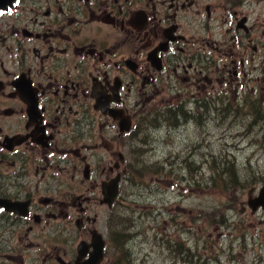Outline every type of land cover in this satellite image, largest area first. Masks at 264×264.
I'll return each instance as SVG.
<instances>
[{"label": "flooded vegetation", "instance_id": "1", "mask_svg": "<svg viewBox=\"0 0 264 264\" xmlns=\"http://www.w3.org/2000/svg\"><path fill=\"white\" fill-rule=\"evenodd\" d=\"M8 2L0 264L86 263L97 241L105 261L103 210L122 203L136 145L151 144L150 110H208L200 124L220 104L264 110V0ZM251 242L264 251V235Z\"/></svg>", "mask_w": 264, "mask_h": 264}, {"label": "rangeland", "instance_id": "2", "mask_svg": "<svg viewBox=\"0 0 264 264\" xmlns=\"http://www.w3.org/2000/svg\"><path fill=\"white\" fill-rule=\"evenodd\" d=\"M226 107L203 124L193 118L206 110H184L193 118L177 127L165 118L171 110H150L141 135L151 133V144L136 145L122 203L103 210L110 238L119 231L129 243L112 244L103 264H253V252L264 254L251 242L264 235V214L247 206L251 177L256 188L264 184V110L255 118ZM218 161L235 163L246 183L241 195L206 188Z\"/></svg>", "mask_w": 264, "mask_h": 264}, {"label": "trees", "instance_id": "3", "mask_svg": "<svg viewBox=\"0 0 264 264\" xmlns=\"http://www.w3.org/2000/svg\"><path fill=\"white\" fill-rule=\"evenodd\" d=\"M206 111L208 112V110ZM249 112L255 118H259L262 115L261 114L262 112L259 111L258 107H253V109L250 110ZM166 113L170 114V116L167 118V121L172 122V125H174L175 127L180 125L179 123L181 119L188 122L191 118H193L190 115H187V113L184 110H176V111H170ZM193 119H195L197 123L200 122V119L197 116ZM214 165L215 166H214V169L212 170L211 176H209L208 179H205L206 188H211L215 191H224V192H228L231 189H235L236 193L241 195L244 192L246 183H244L241 180L242 178L240 177L237 169L235 168V163L229 162V161L219 163L218 161L217 164L214 163ZM262 182H264V179ZM258 183H259V178L251 177V183H250L251 185L249 187L254 188ZM132 185H136V184L132 183ZM118 223L119 221H117L116 219V227L118 226ZM113 235H115L116 237L115 243H114L116 247L120 248V250H124L125 246L129 243V240L126 239V236L121 235L119 231H116L115 234ZM119 260L122 262L123 258L122 260L121 259Z\"/></svg>", "mask_w": 264, "mask_h": 264}, {"label": "water", "instance_id": "4", "mask_svg": "<svg viewBox=\"0 0 264 264\" xmlns=\"http://www.w3.org/2000/svg\"><path fill=\"white\" fill-rule=\"evenodd\" d=\"M9 3L11 2H8V0H0V9L5 8L6 5ZM113 190H114V194L112 197H114L118 191L117 182ZM254 191L255 189L253 188L252 190H250L249 194L251 195ZM247 204L253 211H257L260 208L264 209V185L259 189L258 195L256 197L249 198ZM104 248H105L104 242L97 241L95 244L94 253L92 254L91 258L86 263H81V264H101L104 260Z\"/></svg>", "mask_w": 264, "mask_h": 264}]
</instances>
